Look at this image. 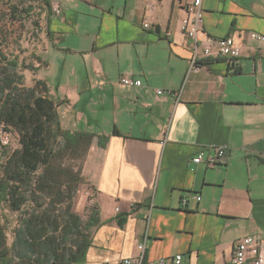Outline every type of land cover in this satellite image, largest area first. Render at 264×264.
<instances>
[{"label": "crops", "instance_id": "1", "mask_svg": "<svg viewBox=\"0 0 264 264\" xmlns=\"http://www.w3.org/2000/svg\"><path fill=\"white\" fill-rule=\"evenodd\" d=\"M51 1L61 14L37 79L64 130L95 136L84 173L100 224L82 264H120L145 240L146 260L230 264L243 237L264 235V51L249 35L264 34V0H203L200 45L233 37L243 57L201 56L188 76L191 0ZM222 147L220 164L191 162Z\"/></svg>", "mask_w": 264, "mask_h": 264}, {"label": "trees", "instance_id": "2", "mask_svg": "<svg viewBox=\"0 0 264 264\" xmlns=\"http://www.w3.org/2000/svg\"><path fill=\"white\" fill-rule=\"evenodd\" d=\"M39 1L51 42L53 4ZM3 51L0 41V128L15 131L19 146L12 149L0 140V264H82L100 224V209L89 207L86 220L73 211L85 178L81 164L74 170L61 163L68 155L82 163L95 136L63 129L46 81L34 78L31 86L25 84V71L36 75L47 65L42 56L35 58L38 64H25ZM106 142L107 137L98 138L100 147ZM5 210L16 214L14 226Z\"/></svg>", "mask_w": 264, "mask_h": 264}, {"label": "built area", "instance_id": "3", "mask_svg": "<svg viewBox=\"0 0 264 264\" xmlns=\"http://www.w3.org/2000/svg\"><path fill=\"white\" fill-rule=\"evenodd\" d=\"M55 15L61 14V9L57 6L53 9ZM204 25V13H203V0H191L187 15L183 19L180 26L181 32L190 40L192 56L190 57V65L187 71V76L193 72H197L202 67L201 56L206 58H216L221 57L226 60V62L232 68H238V61L243 57V50L239 46L233 37L211 39L207 44L200 45V32ZM149 25L146 24L145 27ZM250 37L261 45L262 51H264V34L250 32ZM120 82L126 87H139L143 85L141 79L127 78L123 76ZM157 94L169 95L177 103L181 101L182 89L179 91L173 90H158ZM2 142L8 143V140L3 138ZM225 148H220L215 156L206 157L203 150H200L192 159L191 162L194 164H201L202 162H207L211 166L222 163L224 157ZM201 196H196L197 201L201 200ZM183 204H187L186 198L183 199ZM146 243L137 245L138 255L135 257H130L121 261L120 264H183L184 255L177 254L172 258H163L156 261L146 260ZM106 264V263H103ZM230 264H264V235H251L243 237L237 246H235L233 259Z\"/></svg>", "mask_w": 264, "mask_h": 264}, {"label": "rangeland", "instance_id": "4", "mask_svg": "<svg viewBox=\"0 0 264 264\" xmlns=\"http://www.w3.org/2000/svg\"><path fill=\"white\" fill-rule=\"evenodd\" d=\"M43 3L34 0H5L0 1V41L3 44V52L8 56H17L21 63L29 64L35 62V58L42 56L47 48L46 33V13L43 10ZM32 9V11H30ZM38 64L37 62H35ZM26 85L33 83L34 77H39L38 73L33 75L30 71H25ZM8 140L9 148L16 149L19 146L18 135L15 131H4L0 128V140ZM90 149V148H89ZM89 151L82 163L80 160H73L69 155L62 161L64 167H72L78 170L82 166L84 181L79 185L77 194L74 197L73 211L84 220L89 214L88 208L95 205L93 201V187L84 173L85 163H87ZM4 214L16 224V214L4 211ZM13 240L9 233L8 243Z\"/></svg>", "mask_w": 264, "mask_h": 264}]
</instances>
